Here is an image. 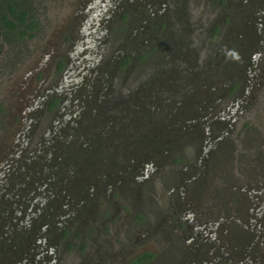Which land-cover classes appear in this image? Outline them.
<instances>
[{"label": "flooded vegetation", "instance_id": "af4514ba", "mask_svg": "<svg viewBox=\"0 0 264 264\" xmlns=\"http://www.w3.org/2000/svg\"><path fill=\"white\" fill-rule=\"evenodd\" d=\"M9 4L24 11V22L20 26L16 22L14 30H25L22 37L32 36L39 22L37 12L34 13L25 0H3L0 10L7 16L11 14ZM159 4L160 0H95L89 9H81L76 23L77 34L67 36L62 57L53 63L52 72L55 70L57 78L42 91L38 103L43 111L50 110L58 117L57 124H54L56 129L68 124V121L65 120V123L62 120L66 116L63 111L68 112L70 108H75L74 103L81 101V96L67 89L71 87V82H80V87L88 89L83 95L87 96L85 106L96 104L97 107L103 101L107 107L118 96L114 92L103 91L98 97H93L98 91L94 85L97 77L107 84L106 74L124 66L126 75L133 64L135 66L153 58V44L158 46L156 49L161 54L162 47L169 49L167 40L155 39L160 28ZM7 27L0 20V35L5 37L3 30ZM106 32L116 44L103 52L98 43L108 44ZM7 36L9 40L22 38L9 32ZM160 42H164V46ZM100 52L104 55L97 60L101 58ZM244 53V50L239 53L235 45L228 57L224 74L230 79L226 81L223 93L219 96L207 94L206 91L213 89L214 84L211 80L204 82L203 94L191 97L190 92L185 93L184 96L188 95L184 100L188 102L171 114V119L163 120L150 113L159 93H151L147 85L141 86L134 93V101L130 98L120 103L123 109L134 111V135L117 132L112 136L116 146L113 143L108 151L99 148L96 151L97 145H94L91 151L88 149L85 152L87 155L84 157L92 158L84 159V164L71 153L81 148L73 146L64 153L57 151L56 144L50 147L48 144L53 135L50 134L54 131L47 128L36 146L35 154L42 153L39 159L42 160L46 148H54L53 158L64 155L77 165L72 175L60 180L51 178L53 175L48 176L53 179L56 190L59 186L65 194L73 197L65 207L70 212L65 210L59 214L61 212L56 210L51 236L54 243L45 247L42 246L45 239L42 245L37 242L44 237L37 236L36 232L37 237L31 236L33 240L30 239L34 229L53 225L45 222L41 226L44 223L43 211L31 213L41 215L37 222L33 219L25 223L23 218H15L12 227L7 225L14 214L4 203L10 193L15 192L13 195L18 197L14 206L25 207L29 203L25 197L31 180L26 178L30 179L31 172L25 160L27 153L24 152L26 157L20 161L15 173L21 172L18 177H23V180H16L15 176V184L10 187V183L6 182L9 187H5L6 190L0 194V264H100L101 261L102 264H264V76L256 87H262V92L258 89L251 94L255 88L252 85L254 80H248L249 86L245 87L247 80H239L237 74L240 72H236V64L246 63L239 61ZM157 58H153L154 61ZM96 62L110 65L106 71L99 73L100 66L97 67ZM66 68H70L67 74L72 75L64 78ZM244 70L245 67L240 70L243 76L246 73ZM181 96L184 97L183 94ZM253 96L259 102L256 110L249 113L241 105L248 103ZM190 98L192 102H189ZM213 100L212 107L205 112L204 109L209 106H204ZM90 107L92 111L95 109L93 106L87 109ZM181 129L185 134H179ZM235 133L240 140L237 145ZM105 137V133L100 134V138ZM179 139L197 141L200 152H196V158L174 155L172 151L179 149ZM126 155L132 158L121 161V157ZM158 165L161 167L156 171V178L164 170L173 168L175 172L164 173L168 186L163 193H160L156 182L147 180L151 169ZM86 166H93L94 169L84 174ZM230 171L233 172L231 175ZM40 174L37 172L36 180ZM26 184L27 187H24ZM125 185L129 187L125 195L130 200L119 205V188ZM15 188L19 190L12 191ZM55 194L53 192L52 197ZM19 212L23 213L24 208ZM56 214L63 218L67 215L66 220H55ZM31 223L32 226L27 227ZM61 223L64 228H61ZM154 239L156 245L150 247V241ZM53 245H56L54 251ZM66 248L70 250L67 254ZM74 253H80L78 262L71 260Z\"/></svg>", "mask_w": 264, "mask_h": 264}, {"label": "rangeland", "instance_id": "374dc122", "mask_svg": "<svg viewBox=\"0 0 264 264\" xmlns=\"http://www.w3.org/2000/svg\"><path fill=\"white\" fill-rule=\"evenodd\" d=\"M94 1L25 0V3L30 4L33 12H37L39 17L35 33L32 36L13 40L0 35V194L6 190L5 187H9L6 182L10 183V187L11 184H15V176L16 180H23V177H18L21 172L15 173H17L16 168L19 163L27 156L25 160L29 167L26 165L24 167H27L31 172L29 174L30 179L26 178L28 181L31 180V183L27 189L25 200L29 203L24 204L25 207L14 206L18 197L13 195L15 192L10 193L9 198L11 199H5L4 203L6 207L10 208H8L9 210H13L14 214L7 225L12 227L15 218H23L25 223L31 222L33 219L36 221L41 215L34 214V216L31 213L36 210L43 211L44 223L41 226L45 222H48V225H53L41 229L31 228L34 229L31 234L30 230L27 229L26 231L30 234L31 240L34 237L43 236L44 238L40 239L38 237L39 240L37 241L39 245H42L45 239L43 247L51 242L54 243V238L51 240L55 228L54 213L58 210L61 212L59 214H62L67 209L65 208L66 205L73 200V197L65 194L59 186L56 190L53 187V179L51 178L55 177L56 180H60L73 173L75 167H77L76 164H73L72 159H68L64 155L53 158L54 148L49 150L46 148L42 160L39 159V156L42 155L41 152L35 154L36 146L40 144L38 139L43 134L45 135L47 128L54 131L50 134V136L53 134L50 138L51 143L48 144L50 147L56 144L58 146L57 151L61 150L60 152L64 151V153L71 150L73 146L81 148L82 150H76L79 155L76 152L71 153L74 155L73 157H77L84 164V159L90 160L92 158V156L84 157L85 152H88V149L91 151L94 145H97L96 151L98 148L108 151L113 143V146H116L117 142L112 139V136L117 132H127V135H134V111L123 109L120 103L130 98H133L134 101V93H137L141 86L147 85L151 93H159V97H156L153 101L152 106H154V109L150 113H155V116H160L163 120L171 119L173 117L171 114L176 113L179 108L188 102L184 100L185 96L188 95L184 96L185 93L190 92L191 97H194L195 94L201 96L204 82L211 80L214 84L213 89L206 91L207 94L219 96L223 93L226 81L230 79L224 72L227 71L228 57L231 56L235 45L238 46L239 53L242 54L243 50L245 52L242 58H239V61L244 60L246 62L236 64L238 67V69L236 67V72H240L237 74L238 79L247 80L245 87L249 86L248 80H254L252 85L255 88L252 89L251 94L258 89L262 92L260 89L262 87L258 89L256 87L262 82V76H264V0H160V4L157 6L159 8L160 28L155 39L156 41L167 40L170 45L169 49L165 48L164 42H160L164 46L161 54L156 49L158 46L153 44L154 46L151 47L154 49L151 52V57L155 58L157 56V61L150 58L147 62L135 66L133 64L126 75H124L125 66L106 74V76L103 75L106 77L107 84L102 83V78L99 79L96 73L97 80L94 81V85L98 91L94 93L93 97H98L103 91L104 93H107V91L114 92L118 96V99L107 105V107L106 104H103V101L97 104V107L96 104H94L95 106L91 104L85 106L87 96L83 95L87 94L88 89L85 86L80 87V82H71V87L67 89L76 93L79 97L81 96V101L78 104L74 103L75 108H70L68 112L63 111L62 114L65 113L66 116L64 115L65 117L62 120L65 123L68 121V124L56 129L54 124H57L58 117L50 110L43 111V107L38 104L39 99H41L42 91L50 87L57 78L55 70L52 72L53 63L62 57L63 43L66 42L67 36L77 34L76 23L81 9L84 7L89 9ZM164 23L166 24L165 31H163ZM106 34L109 37V33L106 32ZM111 40L110 36L106 46L103 42L98 43L103 47V52L116 44L114 40ZM100 55L101 58L98 57L97 60H101L104 54L100 52ZM96 63L97 67L100 66L99 73L106 71L107 66L110 65V63L104 66L101 63ZM244 67L246 73L243 76L241 71ZM68 70L70 68L65 69L64 78L72 75L71 73L67 74ZM113 78L115 79L114 83H112ZM120 79H122L121 82ZM233 83L228 84V87ZM189 102H192L191 98ZM258 102L253 96L248 103L241 105V107L251 113L252 110H256ZM213 103L214 100L205 105L204 108L206 106H209V108L204 109V111L208 112ZM89 106H93L95 109L93 111L91 107L87 109ZM161 113H164V115ZM56 132L57 135L60 134L64 137H57ZM180 132L179 134H185L183 129ZM101 133H105L107 137L100 138ZM234 137L236 145L239 144L238 133H235ZM196 145L197 141L195 140L180 141L179 149L172 152H174V155L178 154L179 157L185 156L186 159H194L196 158V152H200V147L198 149V145ZM24 152L27 153L25 157ZM71 153L69 152V155ZM129 157L127 155L121 157V161L132 158V156ZM87 166L84 167V174L94 169L93 166ZM156 167L151 169L149 172L150 178H147V180H152L150 183L156 182L160 193H163V190L168 186L164 173L174 172V170L173 168L164 170L156 178V171L160 169L161 165ZM13 170H15L14 173ZM37 172L41 174L36 180ZM238 172L240 173V171ZM232 173L230 171V175ZM52 175L53 177L48 178ZM24 187H27V184ZM128 188L126 185L120 186L121 198L117 199V204L121 205L127 203V201L129 202L130 199L125 195ZM15 189L12 191L17 192L19 190L18 188ZM150 190L152 189L150 188ZM53 192L56 193L54 197L51 195ZM45 196L46 200H43ZM62 196H64V199H62ZM32 197H35V199L32 200ZM23 208L24 212H19ZM28 214L30 215L28 216ZM61 216H55L57 217L55 220H66L67 215L64 218ZM63 223L60 224L61 228L65 227V225H62ZM31 226L32 223L27 227ZM9 230L11 232V229ZM35 232L37 236H35ZM58 242H61V240ZM149 245L155 247L156 239L150 241ZM55 247L56 245L52 251L55 250ZM69 251L66 248L65 253L67 254ZM79 256L80 253H74L71 256L72 262H78ZM99 263L102 264L103 261ZM112 264H118V262Z\"/></svg>", "mask_w": 264, "mask_h": 264}, {"label": "trees", "instance_id": "16d2710c", "mask_svg": "<svg viewBox=\"0 0 264 264\" xmlns=\"http://www.w3.org/2000/svg\"><path fill=\"white\" fill-rule=\"evenodd\" d=\"M0 5H3V0H0ZM8 8L10 9V16H7L6 14H4L1 10H0V20L2 21V23L7 27V29L3 30V34L6 36L7 39L8 38V32L12 34V36H14L15 34H18L19 37L23 36V33L25 32V30L23 29H19V30H14L15 26H16V22L17 25L20 26V23H23L25 18H24V11L23 9L17 7L15 8L12 4L8 5ZM7 33V34H6Z\"/></svg>", "mask_w": 264, "mask_h": 264}, {"label": "water", "instance_id": "95a60500", "mask_svg": "<svg viewBox=\"0 0 264 264\" xmlns=\"http://www.w3.org/2000/svg\"><path fill=\"white\" fill-rule=\"evenodd\" d=\"M90 57H92V56H90Z\"/></svg>", "mask_w": 264, "mask_h": 264}]
</instances>
